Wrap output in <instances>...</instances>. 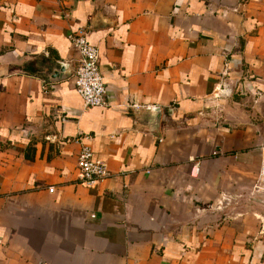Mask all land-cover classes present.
<instances>
[{
    "label": "crops",
    "instance_id": "crops-1",
    "mask_svg": "<svg viewBox=\"0 0 264 264\" xmlns=\"http://www.w3.org/2000/svg\"><path fill=\"white\" fill-rule=\"evenodd\" d=\"M263 155L264 0H0V264H264Z\"/></svg>",
    "mask_w": 264,
    "mask_h": 264
},
{
    "label": "built area",
    "instance_id": "built-area-1",
    "mask_svg": "<svg viewBox=\"0 0 264 264\" xmlns=\"http://www.w3.org/2000/svg\"><path fill=\"white\" fill-rule=\"evenodd\" d=\"M72 45L79 55L73 78L76 90L83 99L85 107H103L106 105L107 89L99 69L100 53L98 48L89 44L87 34L77 33L71 38ZM106 164L94 159L93 151L83 145L79 155L77 183L94 188L112 179ZM260 179L264 181V155L260 168ZM51 193L55 188L49 189Z\"/></svg>",
    "mask_w": 264,
    "mask_h": 264
},
{
    "label": "water",
    "instance_id": "water-1",
    "mask_svg": "<svg viewBox=\"0 0 264 264\" xmlns=\"http://www.w3.org/2000/svg\"><path fill=\"white\" fill-rule=\"evenodd\" d=\"M67 68H68V65H65V64L64 65H60V69L54 71V73H53V75L51 77V81L52 82H58V81H60L62 79H65V74H66ZM74 71H75V69H74ZM73 74H74V72H73ZM152 112L157 114V119H158V117L160 116V109L159 108H154L152 110ZM159 123H160V119L157 120V123H156L155 126H159Z\"/></svg>",
    "mask_w": 264,
    "mask_h": 264
},
{
    "label": "rangeland",
    "instance_id": "rangeland-1",
    "mask_svg": "<svg viewBox=\"0 0 264 264\" xmlns=\"http://www.w3.org/2000/svg\"><path fill=\"white\" fill-rule=\"evenodd\" d=\"M262 183H263V185H264V182L262 181ZM263 199H264V197H262ZM247 243H245V245H246Z\"/></svg>",
    "mask_w": 264,
    "mask_h": 264
}]
</instances>
